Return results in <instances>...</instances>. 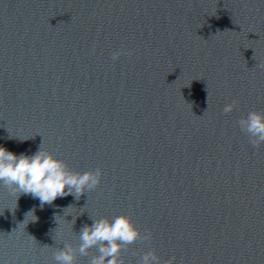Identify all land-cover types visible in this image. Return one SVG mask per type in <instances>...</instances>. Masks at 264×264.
I'll list each match as a JSON object with an SVG mask.
<instances>
[{
  "label": "water",
  "instance_id": "95a60500",
  "mask_svg": "<svg viewBox=\"0 0 264 264\" xmlns=\"http://www.w3.org/2000/svg\"><path fill=\"white\" fill-rule=\"evenodd\" d=\"M253 110L264 0H0V146L103 172L43 207L0 187V264H56L84 225L121 214L152 234L125 264L150 250L161 264H264V144L238 124Z\"/></svg>",
  "mask_w": 264,
  "mask_h": 264
},
{
  "label": "clouds",
  "instance_id": "9594fccd",
  "mask_svg": "<svg viewBox=\"0 0 264 264\" xmlns=\"http://www.w3.org/2000/svg\"><path fill=\"white\" fill-rule=\"evenodd\" d=\"M121 54V51L114 52L112 59L118 60ZM127 54L131 55V50ZM236 106V101L226 104L223 112L231 113ZM238 124L241 132L248 135L249 142L254 148L264 144V111H250L246 117L238 120ZM102 175V169L99 167L94 171L85 172L71 170L66 161L41 148L29 156L17 155L0 146V187L18 194L17 201L22 195H31L39 199L43 207L45 204L51 205L57 198L68 195L79 200L85 193L100 185ZM77 235L78 247L66 243L57 249L54 254L56 264H76L77 256H89L92 248L97 249V254L91 256L88 264H125L122 253L126 246L133 245L138 240L150 241L152 238L150 231L142 235L131 217L125 214L115 216L113 219L108 217L95 219L91 226L84 225ZM175 259L173 256L163 264H174ZM139 264H161V257L155 250H150L144 253Z\"/></svg>",
  "mask_w": 264,
  "mask_h": 264
}]
</instances>
